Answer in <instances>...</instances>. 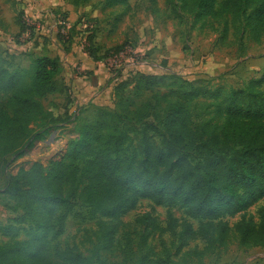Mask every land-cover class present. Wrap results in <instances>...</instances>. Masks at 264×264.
Wrapping results in <instances>:
<instances>
[{
	"label": "trees",
	"instance_id": "1",
	"mask_svg": "<svg viewBox=\"0 0 264 264\" xmlns=\"http://www.w3.org/2000/svg\"><path fill=\"white\" fill-rule=\"evenodd\" d=\"M165 3L175 15L201 22L200 27L209 19L229 16L254 42L264 35V0ZM61 27L57 36L67 46L71 35H64ZM92 38L87 36L84 51L94 60L123 50L120 46L98 55ZM59 71V58L46 55L32 56L28 67H0V167L3 192L16 207L9 222L0 225V234L8 237L0 242V264H105L100 251L113 250L121 216L139 199L179 206L199 220L195 229L186 220L180 222L178 248L197 237L207 248L223 245L230 232L243 246H264V205L258 209L257 222L243 216L264 199V69L244 86L228 89L211 79H187L173 72L133 71L124 78L116 73L115 108L99 107L93 120L81 122L55 115L43 104L47 95L66 89L55 84ZM128 87L131 93L125 92ZM143 93L149 95L135 103ZM68 122H75V136L61 158L47 165L34 162L15 174L7 171L36 141ZM159 127L160 145L148 134ZM131 133L141 136L129 150ZM77 184H83L80 197L87 206L86 216L97 219V248L91 255L69 247L51 254L49 244L62 233L73 206L64 188ZM236 214L242 216L232 226L222 220ZM175 225L170 220L167 227L172 230ZM20 234L25 238L18 239ZM151 253L147 247L136 264H187L184 257L152 260Z\"/></svg>",
	"mask_w": 264,
	"mask_h": 264
},
{
	"label": "rangeland",
	"instance_id": "2",
	"mask_svg": "<svg viewBox=\"0 0 264 264\" xmlns=\"http://www.w3.org/2000/svg\"><path fill=\"white\" fill-rule=\"evenodd\" d=\"M105 2L0 0V67H20L21 62L24 63L21 55L31 53L28 50L36 41L42 43L50 39L60 24H64V33H69L71 41L82 51L89 35L93 37L98 55L120 46L125 48L119 54L111 53L100 61L111 77H116V73L128 76V73L136 71V66L147 64L145 61L165 67L164 61H167L173 73L187 79H211L213 84H223L228 89L244 86L264 69V35L259 42H254L243 31L242 24L232 22L229 16L209 19L205 26L200 27L201 22H194L192 16L172 13L165 0H128L126 4L111 6ZM66 12L69 15L62 18ZM27 28L31 31L20 35ZM73 68L78 72L80 62L74 63ZM55 84L57 87L60 85L57 80ZM130 91V87L125 90L126 93ZM148 95L139 94L134 98L135 103ZM111 100L110 109H114L116 100L113 96ZM65 102V97L57 92L43 99L44 106L55 114L63 112ZM95 112L96 109H92L91 118L78 121L93 120ZM64 128L60 132L52 131L45 141H36L23 156L9 164L7 171L15 174L20 167L28 168L34 162L47 165L61 158L66 151V142L75 136L71 135L73 127ZM148 134L153 143H162L163 130L160 127L149 130ZM130 135L129 150L141 136ZM4 183L0 167V225L7 224L16 212L14 202L3 192ZM82 188L83 184L66 185L64 188L73 206L66 215L62 233L49 244L51 254L69 247L91 255L97 248V219L86 216L87 206L80 197ZM263 205L264 199L257 201L243 216L257 222L258 209ZM241 216H225L222 220L232 226ZM170 220L176 223L172 230L167 227ZM183 220L194 229L198 226L199 220L188 217L179 206L157 205L148 199H139L132 210L121 216L114 234L113 250L100 251V256L105 264H136L148 247L152 250V260L170 258L180 261L184 257L187 264H264V246H243L232 232L223 245L214 244L207 248L205 240L197 237L178 248L179 224ZM17 238L24 239L25 236L20 234ZM143 239L145 243H142ZM6 241L8 237L0 234V242Z\"/></svg>",
	"mask_w": 264,
	"mask_h": 264
},
{
	"label": "crops",
	"instance_id": "3",
	"mask_svg": "<svg viewBox=\"0 0 264 264\" xmlns=\"http://www.w3.org/2000/svg\"><path fill=\"white\" fill-rule=\"evenodd\" d=\"M66 9L69 11L68 5ZM64 15L68 16L69 14L67 15L66 12ZM70 16H72V13ZM25 33L23 32L20 35ZM28 51H31V53L20 56L24 58V63L21 62L20 64L21 67H28L32 56L46 55L59 58L60 71L55 76V80L66 87L60 93L65 97L66 102L63 112L60 114L53 112L55 115H61L62 118L70 116V119H89L91 118L89 115L92 109L99 107L110 108L112 106L113 88L118 78L113 76L112 78L100 61L94 60L72 41L67 46H64L58 39L56 32L50 39H46L42 43L36 41L32 45L31 50ZM79 62L80 70L75 72L73 65ZM145 62L147 64L136 66V71L146 74H165L173 70L169 67L167 61H164L167 64L166 67L152 62ZM140 68H143V70ZM74 124L75 122L62 123L60 127L52 131H55V133L60 132L65 129L64 127H74ZM71 135L74 136L75 134L72 132Z\"/></svg>",
	"mask_w": 264,
	"mask_h": 264
},
{
	"label": "built area",
	"instance_id": "4",
	"mask_svg": "<svg viewBox=\"0 0 264 264\" xmlns=\"http://www.w3.org/2000/svg\"><path fill=\"white\" fill-rule=\"evenodd\" d=\"M60 26H62V27H61V32L65 35V33H64V30H65V26H64V24H60ZM124 49H125V48H123V50H124ZM123 50H121V51H123ZM121 51H119V52H117V53H115V54H119ZM110 54H111V53H110ZM110 54H109V55H110ZM112 54H113V53H112ZM106 58H107V57H106ZM106 58H104V59H106ZM104 59H103V60H104ZM101 61H102V60H101Z\"/></svg>",
	"mask_w": 264,
	"mask_h": 264
}]
</instances>
